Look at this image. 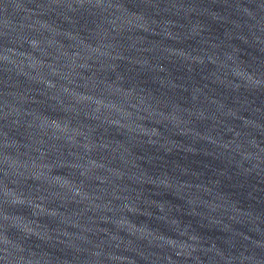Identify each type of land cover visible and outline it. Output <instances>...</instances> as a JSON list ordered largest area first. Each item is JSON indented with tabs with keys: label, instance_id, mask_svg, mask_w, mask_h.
Here are the masks:
<instances>
[{
	"label": "water",
	"instance_id": "obj_1",
	"mask_svg": "<svg viewBox=\"0 0 264 264\" xmlns=\"http://www.w3.org/2000/svg\"><path fill=\"white\" fill-rule=\"evenodd\" d=\"M0 264H264V0H0Z\"/></svg>",
	"mask_w": 264,
	"mask_h": 264
}]
</instances>
